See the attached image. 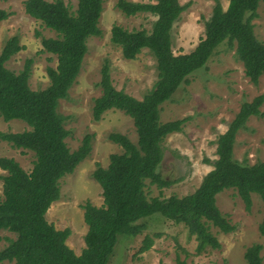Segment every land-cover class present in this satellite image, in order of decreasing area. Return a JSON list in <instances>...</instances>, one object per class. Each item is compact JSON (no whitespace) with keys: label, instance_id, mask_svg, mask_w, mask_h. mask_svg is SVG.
<instances>
[{"label":"trees","instance_id":"1","mask_svg":"<svg viewBox=\"0 0 264 264\" xmlns=\"http://www.w3.org/2000/svg\"><path fill=\"white\" fill-rule=\"evenodd\" d=\"M151 1L116 3L125 17L148 13L155 18L149 32L114 25L110 42L127 61L136 60L143 50L150 52L156 61L157 80L142 100H137L113 86L107 62L101 69L97 85L101 95L93 101L92 120L101 121L108 111L122 112L132 120L136 143L119 133L109 135V140L122 152L110 155L108 166H97L91 175L101 188L103 203L96 207L86 202L81 207L87 232L85 247L79 255L66 244L70 229L57 230L48 223L46 214L60 199L59 182L73 174L92 151L91 135L84 136L75 151L69 150L66 139L70 131L64 127L57 109L59 102L67 99L81 71L87 41L102 35L98 25L103 2L77 0L73 12L63 0L24 2L26 15L55 33V38L41 37L40 44L43 53L55 57L56 66L46 68L49 85L32 91L28 84L31 60L25 62L18 74L5 67L23 49L19 39H8L0 53V118L3 122L18 120L30 128L22 133L0 132V142L34 156L30 172L12 158H0V170L5 172L0 178V232L16 236L6 239L7 246L0 250V264H107L117 237L141 236L154 215L183 225L196 242V253L206 248L218 249L220 244L209 226L224 234L235 229L216 206V196L224 190H234L246 212L251 209V196L260 198L263 216L258 232L264 237V162L249 165L246 160L238 162L233 154L236 136L245 129L248 118L263 116L259 109L264 94L244 102L227 130L218 136L213 169L192 194L148 199L144 191L147 181L158 189L170 185L158 172L163 160L162 144L169 135L180 133L188 120L161 123V106L188 83L191 74L205 67L220 46L235 45L236 58L252 84L264 79V43L256 39L253 25L264 0H229L226 9L214 0L211 16L204 23V36L192 52L177 56L172 50L171 31L189 5L183 6L178 0ZM7 18L8 14L0 10V23ZM152 244L145 236L138 253L148 251ZM261 251L259 244L248 247L244 253L246 264H263ZM176 264L187 263L177 258Z\"/></svg>","mask_w":264,"mask_h":264},{"label":"rangeland","instance_id":"2","mask_svg":"<svg viewBox=\"0 0 264 264\" xmlns=\"http://www.w3.org/2000/svg\"><path fill=\"white\" fill-rule=\"evenodd\" d=\"M26 0H0V10L8 18L0 23V53L8 39L16 36L23 49L14 55L5 67L18 74L27 60L32 61L29 87L41 91L49 85L47 67H55V57L43 53L40 38H55V33L44 28L24 10ZM53 1V0H46ZM118 0H102L103 12L99 20L100 37L87 41V54L76 82L69 90L68 97L59 102L58 113L64 119V127L70 131L66 139L69 150L75 151L86 135H91L92 151L82 161L74 173L59 182L60 199L51 205L46 214L48 223L57 230L70 229L67 246L79 255L84 249V236L87 227L83 222L82 206L90 202L102 206L103 198L99 184L92 179V173L100 166L106 168L112 154L122 152L121 148L109 140V135L119 133L136 143V133L132 120L119 111L106 112L102 120H92V106L95 98L101 95L97 86L101 69L109 64L113 86L120 91L142 100L156 82V61L147 50H143L133 61L122 58L120 49L110 42V32L114 25L127 30L144 29L150 31L155 18L148 13L125 17L117 8ZM134 3H150L151 0H126ZM183 6L189 5L175 22L172 31L174 55L192 52L204 36V23L211 16L214 0H178ZM229 0H219L226 9ZM73 12L77 0H63ZM256 39L264 43V3H260L257 18L253 21ZM40 37H38V35ZM172 99L161 106L160 122L188 119L180 133L171 134L164 140L163 160L158 168L161 176L170 185L163 189L146 182L145 194L151 198L184 197L192 194L203 178L213 169L216 157V142L233 121L241 105L251 102L264 94V79L256 85L244 75L243 65L235 55V45L226 43L204 68L195 71L187 78ZM263 116H251L244 130L236 136L233 150L238 162L246 160L249 165L264 162V103L260 107ZM30 130L24 122L13 120L3 122L0 118V132L22 133ZM12 158L21 168L30 172L34 156L30 152L14 149L6 142H0V158ZM5 172L0 170V178ZM2 180L0 179V197ZM249 212L244 209L242 200L234 190H224L216 196V206L225 215L234 231L224 234L209 226L210 233L217 239L218 249L206 248L196 253V242L183 225L164 220L154 215L147 221V229L136 238L120 235L112 256L107 264H176V259L187 264H246L245 250L254 244L262 246L261 258L264 264V237L258 232L263 216L262 202L256 195L251 196ZM145 236L153 244L151 248L138 253ZM15 235L0 232V250L7 246L6 239ZM1 264H13L3 262Z\"/></svg>","mask_w":264,"mask_h":264}]
</instances>
